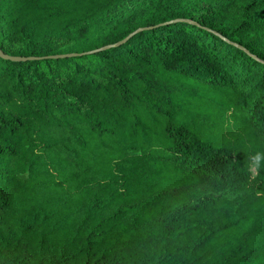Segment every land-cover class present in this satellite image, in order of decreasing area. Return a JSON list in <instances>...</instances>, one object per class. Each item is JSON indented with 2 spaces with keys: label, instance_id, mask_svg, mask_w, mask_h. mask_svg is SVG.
Returning <instances> with one entry per match:
<instances>
[{
  "label": "trees",
  "instance_id": "obj_1",
  "mask_svg": "<svg viewBox=\"0 0 264 264\" xmlns=\"http://www.w3.org/2000/svg\"><path fill=\"white\" fill-rule=\"evenodd\" d=\"M0 53V264H264V0H0Z\"/></svg>",
  "mask_w": 264,
  "mask_h": 264
},
{
  "label": "water",
  "instance_id": "obj_2",
  "mask_svg": "<svg viewBox=\"0 0 264 264\" xmlns=\"http://www.w3.org/2000/svg\"><path fill=\"white\" fill-rule=\"evenodd\" d=\"M119 43H121V42H119ZM103 49V48H102ZM99 50V49H98ZM0 57H3V58H5V56H3L1 53H0ZM56 57H62V56H56ZM8 59H10V60H15V61H17V60H21L22 58H13V57H8ZM21 178H24V176L22 175V176H20Z\"/></svg>",
  "mask_w": 264,
  "mask_h": 264
},
{
  "label": "clouds",
  "instance_id": "obj_3",
  "mask_svg": "<svg viewBox=\"0 0 264 264\" xmlns=\"http://www.w3.org/2000/svg\"><path fill=\"white\" fill-rule=\"evenodd\" d=\"M261 159H264V155L258 153L257 156H256V160H257V162H258L259 160H261Z\"/></svg>",
  "mask_w": 264,
  "mask_h": 264
}]
</instances>
